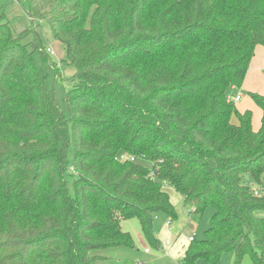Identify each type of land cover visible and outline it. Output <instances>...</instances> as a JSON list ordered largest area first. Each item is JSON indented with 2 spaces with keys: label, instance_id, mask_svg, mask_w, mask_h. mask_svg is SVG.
Listing matches in <instances>:
<instances>
[{
  "label": "trees",
  "instance_id": "16d2710c",
  "mask_svg": "<svg viewBox=\"0 0 264 264\" xmlns=\"http://www.w3.org/2000/svg\"><path fill=\"white\" fill-rule=\"evenodd\" d=\"M13 3L0 1V264H99L133 245L131 217L160 247L154 219L176 217L165 186L194 221L213 209L179 264H264V94L249 93L257 130L229 97L264 47V0H24L22 29ZM42 23L75 68L67 117L33 58L60 74Z\"/></svg>",
  "mask_w": 264,
  "mask_h": 264
},
{
  "label": "rangeland",
  "instance_id": "374dc122",
  "mask_svg": "<svg viewBox=\"0 0 264 264\" xmlns=\"http://www.w3.org/2000/svg\"><path fill=\"white\" fill-rule=\"evenodd\" d=\"M7 2L9 0H0ZM24 0H14L8 11L9 18L15 17V25L17 29H22L23 25L28 23L26 14L20 8V3ZM36 28L41 31L45 44L47 45L50 58L55 61L60 70V74L55 76L54 72L48 65L42 61L38 54H33V58L39 71L48 75L47 85L53 86L60 108L65 117L68 116L66 90L69 86L68 78L74 73L75 68L71 65H65L60 62L63 55V46L61 43L52 39L48 25L42 23ZM233 101L236 105L238 112L249 110L252 116V129L257 130L260 126L261 111L253 99L249 96L250 92L264 94V47L257 45L254 51V56L249 62L245 77L240 85L230 91ZM232 122L236 123L237 117L233 115ZM72 160V150H69L68 162ZM72 178L68 177V187L72 192ZM243 180L251 184V180L247 175L243 176ZM164 189L168 192L170 200L175 207L176 217L172 218L170 224H167L169 218L163 214H157L154 219L153 226L155 229L156 237L162 240L163 244L166 239H170L179 235L178 242L187 239L188 236H193L197 239L204 237V232L209 226L210 218L213 213L212 207H207L200 220L194 221L188 214L187 205L184 204L182 197L178 192L165 186ZM120 228L123 231L129 232L132 238L133 245L131 247H113L102 251L105 259L99 264H179L180 256L176 252L178 242L174 245L155 247L148 242L144 232L141 229L139 220L136 217L122 219L119 222ZM180 248V247H179ZM180 251V250H179ZM195 264H204L202 259H198ZM219 264H233V255L231 252H225L221 255ZM241 264H252L249 256H244Z\"/></svg>",
  "mask_w": 264,
  "mask_h": 264
},
{
  "label": "crops",
  "instance_id": "0c3cea01",
  "mask_svg": "<svg viewBox=\"0 0 264 264\" xmlns=\"http://www.w3.org/2000/svg\"><path fill=\"white\" fill-rule=\"evenodd\" d=\"M169 197H170V196H169ZM170 201H171V200H170ZM190 236H191V235H190ZM157 238H158V237H157ZM178 238H179V235L174 236V237H172V238H170V239H166V240H169V241H170L169 247L172 246V245H174L176 242H178ZM158 239L160 240V238H158ZM166 240H165V241H166ZM160 242H161L160 247H162V245H163L162 240H160ZM188 243H189V236L187 237V239L185 240V242H184V240H183L182 242H178V245H177V248H176V252H177V254H178L179 256H181V255L183 254V252H184L185 248L187 247ZM179 247H180V248H179ZM179 250H180V251H179Z\"/></svg>",
  "mask_w": 264,
  "mask_h": 264
},
{
  "label": "built area",
  "instance_id": "2783aa9c",
  "mask_svg": "<svg viewBox=\"0 0 264 264\" xmlns=\"http://www.w3.org/2000/svg\"><path fill=\"white\" fill-rule=\"evenodd\" d=\"M229 97H230L231 100H233V97L232 96H229ZM121 159H125V157L124 156H121ZM130 159L133 160L132 157ZM255 194H257V191H255ZM167 224H170V219L167 221ZM191 239H192V236H189V240H191ZM169 244H170V241L169 240H166L164 242V244L162 245L161 248L164 249L165 248L164 246H168Z\"/></svg>",
  "mask_w": 264,
  "mask_h": 264
}]
</instances>
